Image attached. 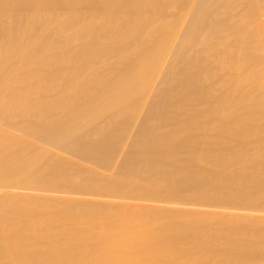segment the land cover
Segmentation results:
<instances>
[{
	"label": "bare ground",
	"instance_id": "bare-ground-1",
	"mask_svg": "<svg viewBox=\"0 0 264 264\" xmlns=\"http://www.w3.org/2000/svg\"><path fill=\"white\" fill-rule=\"evenodd\" d=\"M61 1L0 0V264H264V9L193 86L147 0Z\"/></svg>",
	"mask_w": 264,
	"mask_h": 264
},
{
	"label": "rangeland",
	"instance_id": "rangeland-1",
	"mask_svg": "<svg viewBox=\"0 0 264 264\" xmlns=\"http://www.w3.org/2000/svg\"><path fill=\"white\" fill-rule=\"evenodd\" d=\"M131 1L132 0H129L130 3H131ZM147 1L148 2H146L147 3L146 6L144 7V10L146 12V16L143 15V14H145L144 12H142V13L138 12V10H140V8H138V7H136V9H134V10H137V12L140 13L141 15L136 13V11L132 15V18H133L132 21H134V19H135V22H137V23H133L135 25H138V23L140 25H142L145 22L144 20L146 18H148V19H146L147 21L145 23H147V24L145 26H147V25L150 26L149 33L151 32L150 37H151V35H152V37L147 39V41H142V42H151V43L152 42H154V43H161V42L165 43V42H167L168 45L170 43L171 44L170 48L171 47L175 48L174 49L175 51L173 49L171 50V52H170L171 55H172V51L176 53V52H178L177 48H181L180 46H178V45H180L179 44L180 42L190 44V45L197 44V43L209 44L211 47H215V48H211L209 45H207L208 47H210V49H206V50H202L198 47L197 48L195 47L196 50L199 49V50H197L199 52L198 53L199 55L196 54L197 53L196 50H193L196 53L191 51L189 54L186 55V53H184V51H182L183 49H180V51L183 52V53L180 52V56L182 53V56H181L183 58L182 61H184V59H185L186 65H188V64L192 65V63H193L192 60L196 57H199L200 55H203L204 58L206 55H207L206 58L209 57L208 60H210V61H208V62L211 63V65H209L208 68L204 67V65H205L204 63L199 64L203 61L202 60V59H204L203 57H201V59H200V60H202L201 62L198 59V62H199V63L197 62L198 64L195 63L197 61L196 59L193 60V61H195L194 63L197 65V68H198V66L201 65L199 67V69H201L200 72H202V74L204 73L203 75H205L207 77L210 76L209 70L212 71V69H213V67H212L213 66L212 63L214 61L213 59H215V61L213 63L214 69H215V65L218 63L216 61L217 59L214 58V56L218 57L217 53L220 49L217 50L218 47L216 49L215 45L218 44V46H219L220 44L223 45L224 43L225 44L230 43V46L234 47V45L237 43V40L239 41L238 38L241 37L245 32H249L248 28L250 27V25L252 28L253 24L251 23V21L252 22L254 21L253 18L255 17V19H256V17H258L259 14L261 13L260 11H262V9H264V0H151L150 2H149V0H147ZM109 3H110V0H97V1H95L94 4H92L90 9L89 8L88 9H89V11H92L94 9L93 11H99L100 12V11L105 10ZM69 5H70L69 1L62 0L61 3H59V5L56 6L55 8L48 7V10H47V7H45L46 10H44V12H46V13H44L43 10H42V12L44 14L48 15L50 17V19L51 18H57V16H60V19L57 18L58 20H63L65 18H66V20H69L70 19L69 15L72 12H74V13H72L73 15L77 12L75 10L73 11L72 8H70V7L68 8ZM45 8H43V9H45ZM84 9H83V11H86ZM132 10H133V8H132ZM132 10H130V11L132 12ZM29 11H31V10H27V8H25L24 11L22 12V15H24L23 16L24 21H27V19L30 17ZM262 12H264V11H262ZM68 13H69V15H67ZM72 14H71V17H72ZM136 15H137V17H136ZM32 17H33V14H32ZM32 17H31V19H32ZM66 20H63V21H66ZM25 23L26 22H23L24 26L27 25ZM140 25H138L136 27H138V29H139ZM149 26H147V27L149 28ZM142 27H144V25ZM142 27H140V28H142ZM165 28H167V29H165ZM209 29L218 30V36L220 34L221 38H214V39L206 41V43H201L203 41L201 40L200 36H202V33L204 31H207ZM247 29H248V31H247ZM113 32L114 31H111V33H113ZM131 32H133V31H131ZM134 32L140 33L141 31L136 29V30H134ZM44 33L46 34L47 32H44ZM215 33L217 34L216 31H215ZM246 34H248V33H246ZM116 35H117V33L114 34V36H116ZM135 36L139 37V35H135ZM166 36L167 37L169 36V37L167 38ZM140 40H142V39H140ZM123 42H125V40L119 41V43H122V44H123ZM130 42H132V39ZM240 42H238V43H240ZM220 48H223V50H224V47H220ZM225 48H226V46H225ZM201 50H202V52H201ZM203 51H205V53ZM215 51H217V52H215ZM219 52H221V51H219ZM175 53H173V55H175ZM202 53H204L205 55ZM194 54H195V57L190 59V57H193ZM208 55H211V56H208ZM212 56H213V58H212ZM223 56L224 55L222 53L221 57H223ZM169 57L171 58V60H170V58L168 59V61H169L168 65L172 64L173 62H175V63L177 62L175 56L174 57L172 56L173 58H175L174 59L175 61L172 60V57L170 55H169ZM210 57L212 58V60ZM262 57H264V56L261 55V58L257 57L258 61H259V59L264 60V59H262ZM206 58H205V60H206ZM220 58L218 57V61ZM188 60H190V62H192V63H189ZM208 62H205V63L208 65ZM262 62H264V61H262ZM182 63H184V62H182ZM195 64L192 65V67L195 68V70L191 68V65L189 66L191 69L189 67L185 68V69L194 70V71L188 70L189 73L191 72L190 74L188 72H187L188 74H185L186 72L183 73L185 71V69H183L184 70L183 71L181 68L182 80H183L184 84L185 83L187 84V82L188 83L191 82V84L193 85V83L195 82V81L193 82V79H192L193 76H194V78L196 77V81L199 80L200 83L202 82L201 79H203V78L199 79L198 78L199 75L197 76V72H199V71H197L198 69L196 68ZM186 65H184V67H186ZM182 66H183V64H182ZM262 66H264V65H262ZM205 70H207L208 73ZM193 72H194V74H193ZM214 73H212V74H214ZM202 74H200L201 77H202ZM186 75L187 76L189 75V78H187ZM185 77H186V79H184ZM187 79H192V80L185 81ZM204 79H203V83L205 81ZM197 82H195L196 85H197ZM170 83L173 86L171 79H170ZM203 83H201V84H203ZM254 83H253V81L251 82L252 85ZM196 85H193V86H196ZM184 87H183V90H184ZM189 89H187V91Z\"/></svg>",
	"mask_w": 264,
	"mask_h": 264
}]
</instances>
